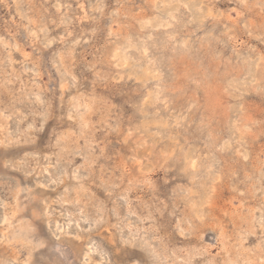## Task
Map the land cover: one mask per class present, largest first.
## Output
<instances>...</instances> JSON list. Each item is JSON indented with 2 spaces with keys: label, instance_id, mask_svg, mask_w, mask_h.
<instances>
[{
  "label": "rangeland",
  "instance_id": "rangeland-1",
  "mask_svg": "<svg viewBox=\"0 0 264 264\" xmlns=\"http://www.w3.org/2000/svg\"><path fill=\"white\" fill-rule=\"evenodd\" d=\"M0 264H264V0H0Z\"/></svg>",
  "mask_w": 264,
  "mask_h": 264
}]
</instances>
